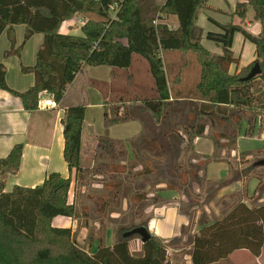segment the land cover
<instances>
[{"label":"trees","instance_id":"obj_1","mask_svg":"<svg viewBox=\"0 0 264 264\" xmlns=\"http://www.w3.org/2000/svg\"><path fill=\"white\" fill-rule=\"evenodd\" d=\"M194 1L186 26L173 29L161 20L165 16L179 13L178 0H0V36L7 30L12 45L6 55H20L22 50V45L15 48L14 25L26 26L25 41L35 33L44 34L35 65H22L24 72L35 75L33 86L24 92L11 88L6 79L7 68L0 61V89L20 96L27 110L38 108V96L42 91L51 93L57 104H60L68 86L85 66L129 68L133 63V55L138 54L148 62L156 88V96L144 99V106L140 109L150 110L157 125L156 129L161 134L162 121L175 103L171 100L163 54L168 50L194 52L201 65L197 91L203 102L193 103L194 109L189 116V124L192 125L188 124V127L195 131H190L191 134L185 137L188 146L193 149L194 138L206 133L207 122L202 120V116L208 115L218 120L221 125H226L228 120L233 123L232 126H224L223 130L214 133L215 152L212 156L195 155L194 160L197 163L193 165L196 171L186 170L179 175L173 169L171 176L161 182L163 186L160 191L175 190L179 193L181 188L187 186L192 173L194 176L199 175L197 167L204 166L206 170L211 161L225 159L220 154L229 144L219 140L232 135L231 142L236 150V139L243 122L248 123V136L254 132L258 115L261 117L260 126L264 122V92L257 94V90H252L255 82L257 88L264 86V0H242L237 4L236 13L243 21L246 20L248 8H253L254 18L260 22L261 31L255 35L242 26H228L231 32H241L245 39L256 46V59L240 72L234 73L230 72V68L232 64H239V58L234 56L230 40L223 46V54L216 57L202 43V29L197 25V11L208 0ZM78 14L97 15L99 18L89 17L82 27L81 35L61 33L62 23ZM256 62L261 65V74L244 80L243 77ZM122 107L114 104L112 113L106 110V129L112 124L133 119L127 112L128 106ZM227 107L233 108L228 110ZM85 111L84 104L69 106L65 109L62 120L64 157L70 170L76 172V179L81 178L85 171L81 165ZM165 136L162 138L165 139ZM142 141L147 139L142 138L140 142L143 143ZM152 143L157 151H161L157 143ZM135 144L137 143H133V149L137 153L138 147ZM119 145L122 147L121 152H127L124 141L113 140L108 136L98 137L99 148L108 152L114 151ZM257 151L261 152L262 149ZM22 153L23 144H16L5 158H0V264H174L169 257L168 246L182 239L192 245L188 253L191 264H215L227 260L234 251L240 249H246L256 257L262 253L264 203L240 200L217 219H190L189 224L181 229V238L179 236L169 244L161 243L152 235L150 240L143 243V253L140 256L131 251L132 236L124 238L123 233L141 224L148 225V220L130 228L118 229L117 240L113 246L107 245L104 237L100 236L98 250L90 254L78 245L72 227L53 224V219L57 216L75 217L77 214L75 203L70 202L73 183L71 177L65 178L60 173L53 172L41 185H16L11 191H5L8 175L16 174L20 169ZM260 159H254L244 169L231 166V176L225 180L209 181L204 177V181L211 183L206 201L223 187L249 178L251 174L259 181L251 199L253 201L262 198V177L253 172ZM150 164L147 161L146 169H150ZM111 171L125 173L127 167L125 164H114L111 165ZM199 176V180H202V176ZM147 196L146 192H138L133 200L137 203ZM158 200L157 197L155 201ZM190 204L192 205L189 200ZM94 238L91 236L90 240Z\"/></svg>","mask_w":264,"mask_h":264},{"label":"crops","instance_id":"obj_2","mask_svg":"<svg viewBox=\"0 0 264 264\" xmlns=\"http://www.w3.org/2000/svg\"><path fill=\"white\" fill-rule=\"evenodd\" d=\"M241 1L242 0H208L206 5L199 8L197 11V25L202 29V43L213 55L218 56L223 54V46L230 40V48L234 56L239 58V64H232L230 68L231 73L239 72L243 67L256 59V46L251 41L245 39L241 32H231L228 26H242L255 35H258L261 31L260 22L258 20L253 21L254 19L251 17L253 13L252 7L248 8L245 21L236 13L237 4ZM159 2H162V0H159ZM194 2V0H178L179 13L165 16L161 21L166 22L173 29L179 28L180 26L185 27ZM89 17H91V14H78L65 20L60 27V32L64 34L81 35L84 25L82 19L87 20ZM25 29L26 26L24 24L14 25L15 48L22 45L20 55H6V52L12 47L8 31H3L0 36V61L4 63L7 68V83L11 88L19 92L26 91L33 86L35 82V75L32 72H24L22 70V65H35L38 50L44 41L43 33H35L25 41ZM250 50H252L251 52H253V55L250 57L249 61L248 59L246 61V55ZM165 56L166 51L163 54V59ZM171 60L175 61L173 58ZM164 65L168 79L169 74L165 61ZM108 69L111 74L107 76ZM112 71L114 72V76H112ZM177 92H182V90H177ZM147 93H150L152 97L156 96L155 83L148 62L138 54L133 55V63L129 68H115L107 65L85 66L68 86L63 101L60 104L54 101L55 103L52 104V106L46 108L38 106L37 109L27 110L20 96L14 95L6 89H0V158H5L16 144H23L20 169L16 174L8 175L5 191H11L16 185L25 187L41 185L45 178L53 172L60 173L65 178L71 177L73 180V187L76 179V172L70 170L64 157L65 137L64 124L62 121L65 116V109L69 106L81 104L86 106L85 125L82 132V166L84 165L82 164V160L84 161L87 151L91 152L92 148H97L98 137L108 136L113 140H120L117 139L120 136L115 133L110 137L109 133L110 131L112 132V130L113 132L117 129L126 130L127 126L130 133L129 136H134L131 142H137V140L139 141L145 138L143 136L145 132L147 133V128L152 127L155 132H157L155 129L157 125L150 110H143L145 112L144 114H139L137 117H133V119L116 123L115 125L112 124L108 129L105 127V112L107 109L110 111L109 109L115 104V100L121 101L124 108L135 105L134 109L138 111L141 110L140 107L144 106L141 100L147 98L145 96ZM51 96L50 94H46V99L48 100V98H50V100H54ZM131 96H143L141 97L143 99H139L136 103H133L128 101ZM173 99L174 95L171 90V100ZM94 110L98 112V121L103 122L104 120V126L100 124L101 128L104 130L99 128L94 131L91 128L90 124L93 125L95 122L93 116ZM99 115L102 116V119ZM135 118H138V120ZM242 127H245V125L243 124ZM240 133L238 138L240 137ZM205 134L194 138L193 150L200 155H206L207 153L214 154L215 143L213 146H211V144H209V146L205 145L204 140L208 138V135ZM136 135H138V137H135ZM157 135L160 136L158 133ZM125 147L129 155L131 149L135 154L133 146L130 145L129 148H127V146ZM232 151L233 155L236 156V150L232 149ZM238 151L242 152L239 148ZM219 161H226V159H219ZM226 163L231 173V166L233 167V164L228 161H226ZM205 173L209 181H217L208 176L207 167ZM251 177H255L254 174H251L249 178L236 181V183L238 182L240 185L239 189L228 190L227 185L218 192V195L222 199L219 212L222 213V211L226 209L224 207L227 206L228 208L232 205V198L235 197H243V201L251 203V196L248 195L246 190V184ZM178 195L179 193L175 190L159 191L157 195L159 200L147 203L143 210L148 220L150 232L163 244H169L172 240L178 238L181 235L182 227L190 222V216L180 209V204L177 200ZM70 201L73 202L71 198ZM230 208L231 207H229L228 210H230ZM228 210H226L225 213ZM58 217L61 218L60 216L55 217L53 219V224L55 219H59ZM66 221L61 223L65 224L64 226L59 227H70V225H67L68 221ZM73 229L76 230V228ZM102 230L103 234L101 236L104 237V240L107 239L108 233L113 238L109 244L104 242L109 246H113L117 240L115 228H113L112 225H107L105 229L103 228ZM93 240L97 241L99 237H95ZM93 240H90L88 243L89 249L86 250L90 254L98 250L97 249L95 252L91 250ZM138 245L139 247H143V242L142 244H136V246ZM168 247L171 262L179 264L182 248L174 249L172 245ZM191 247L192 245H189V251ZM242 250L246 249L236 250L230 256ZM173 251H176V254H174L178 255V260L173 259ZM185 259L186 264H191L190 254L187 253Z\"/></svg>","mask_w":264,"mask_h":264},{"label":"rangeland","instance_id":"obj_3","mask_svg":"<svg viewBox=\"0 0 264 264\" xmlns=\"http://www.w3.org/2000/svg\"><path fill=\"white\" fill-rule=\"evenodd\" d=\"M91 16L99 18L97 15ZM251 17H253V21L256 20L254 18V11L251 14ZM251 51L252 50L248 51L246 61L247 59L249 61L250 57H252L253 52ZM214 56L216 57V55ZM172 58L175 61H172ZM164 61L166 62L169 74L168 82L170 91L172 90L175 103L170 107L167 117L162 121L161 134L158 133L156 127L155 129L157 132H155L152 127L147 128V133L145 132L143 136L147 141H142L143 143H141L140 140H137V145H135L138 148L137 153L135 152V154L132 149L130 155L128 152H121V145L116 146L112 152L101 149L98 145L96 149L92 148L91 152L87 151L84 161L82 160L85 171L81 178L75 179L70 192V198L76 205L77 214L75 217L60 216L61 218L58 217L59 219H55V226H64L65 224L61 223L67 220V225L76 228L74 238L78 245L85 250L89 249L88 243L90 242L91 236L100 237L103 234L102 229H105L107 225H112L117 233V230L121 227L130 228L140 222L146 221L147 217L143 213L144 207L147 203L155 201L158 192L160 191V187L163 186L161 185V182L166 181V177L171 176V170L176 169L175 171L179 175L186 170H189V172L196 171V167H194L193 164L197 163L196 160H194L196 159L194 157L197 153L188 146L186 138L191 131L189 130L190 128L188 127V124L190 122L189 116L194 109L193 103L203 102V100L199 99L200 94L198 93L196 86L200 79L201 65L194 52H183L180 50L166 51ZM110 74L111 72L108 69L107 76ZM112 76H114L113 71ZM257 87L258 86L255 82L252 90H257V94L264 92V86H261V89ZM177 90H182V92H177ZM145 96L147 98L152 97L150 93H147ZM141 97L143 96H131L128 101L136 103L139 99H143ZM119 105L123 106L121 101L115 100V106ZM134 108L135 105H130L127 111L128 114L133 117L145 113L142 109L136 111ZM227 108L229 110L233 107ZM109 110L111 112L112 107ZM93 116L95 122L93 125L90 124L91 128L94 131L99 128L102 129L100 124L104 126V120L103 122L98 121V112H96V110L93 111ZM100 117L102 119V116ZM201 118L207 122V131L205 135H208V138L204 140V144L208 146L209 144H211V146L214 145V133L223 130L224 126H232L233 123L228 120L226 125H221L218 120L208 115L202 116ZM256 118L254 133H252L251 136L245 135V128H247L248 123L247 121L243 122L245 127L241 128V133L239 131V138V134L237 135L238 145L235 151L236 156L233 155L232 151V135L227 137V139L219 140V142H228V148L226 147L222 150L220 156L225 159L227 158L226 161L229 163L231 162L233 168L244 169L250 165L254 159L264 158V122L262 126H260V115ZM135 119L138 120V118ZM189 125L191 126L192 124ZM128 130L129 129L126 126V130L117 129L114 132L112 130L109 135L110 137H112L111 135L114 133L119 135L120 137L117 139L124 141L125 146L129 148L130 145L133 146L134 142H131V139L134 136H129L130 133ZM192 131L194 132L195 130L192 129ZM157 133L160 136H158ZM164 135H166L165 139L162 138ZM135 137H138V135ZM152 142L157 143L160 146L161 151H157L158 149L154 147ZM123 148L125 147L123 146ZM238 148L242 152H239ZM259 149H262V151H257ZM206 155L212 156L213 153H207ZM147 161L151 163L150 169H146ZM226 161H211L207 165L208 176L217 181L229 178L231 173ZM114 164H125L127 171L125 173L111 171V165ZM203 167L204 166L197 167L199 175L202 176V180H199V175L194 176L195 174L193 175L192 173L193 176H189L187 186L181 188L177 197L182 211L185 213L188 211V213H190L188 215H191V220H196L198 217H204L208 220L217 219L221 217L229 207H232L238 202V200L243 199V197L232 198V205L228 208L227 206L224 207L226 209L222 211V213L219 212L222 199L218 193L215 194L214 197L211 196L207 201L205 199L207 192L209 191L208 186L211 183H207L203 180L204 177L207 178ZM142 172L144 173L140 174ZM253 172L262 177V198L253 201L251 200V203L262 204L264 203V166H258ZM179 183L181 184L180 180ZM258 183L256 177H251L249 179L246 184V190L249 196L254 195ZM227 187L228 190H236L240 188V185L238 182H233ZM138 192H146L148 196L145 199L138 200L136 203V201L133 200V197ZM189 200L192 205H189ZM179 238H181V236ZM112 239L113 238L108 233L105 242L109 244ZM130 242L133 254L140 256L143 253V249L142 247H139V245L136 246V244H142L141 238L136 235L132 236ZM98 247L99 240H93L91 250L95 252ZM172 247L174 249L182 248L181 258L179 259V262H177L179 264H186L185 257L186 254L189 253V242L184 241L183 239L178 240L172 245ZM174 253L176 254V251H173V259L178 260V255H175ZM215 264H264V247L261 255L258 257L252 255L247 250H242L234 253L227 260H222Z\"/></svg>","mask_w":264,"mask_h":264},{"label":"water","instance_id":"obj_4","mask_svg":"<svg viewBox=\"0 0 264 264\" xmlns=\"http://www.w3.org/2000/svg\"><path fill=\"white\" fill-rule=\"evenodd\" d=\"M261 72H262L261 65L259 62H256L254 64V66L252 67V69L250 70V72L245 77H243V79L249 80V79L261 74ZM256 165H258V166L264 165V158L258 160L256 162ZM133 235H139L142 242L146 243L148 240H150V238L152 237L153 234L150 232L148 225L141 224V225L132 227L123 233L124 238H128V237H131Z\"/></svg>","mask_w":264,"mask_h":264},{"label":"built area","instance_id":"obj_5","mask_svg":"<svg viewBox=\"0 0 264 264\" xmlns=\"http://www.w3.org/2000/svg\"><path fill=\"white\" fill-rule=\"evenodd\" d=\"M83 20V23L85 24L86 23V19H82ZM46 94H50L52 95L51 93L47 92V91H42L39 93V102H38V106L41 107V108H46V107H49V106H52V104H54L55 100H50V98H48V100L46 99ZM53 99V95L51 96Z\"/></svg>","mask_w":264,"mask_h":264}]
</instances>
